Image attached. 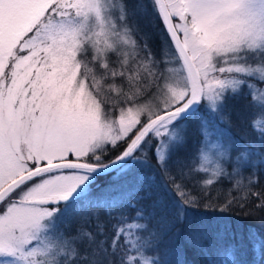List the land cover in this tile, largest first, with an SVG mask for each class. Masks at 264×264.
Returning a JSON list of instances; mask_svg holds the SVG:
<instances>
[{
    "label": "snow or ice",
    "instance_id": "6c2138e0",
    "mask_svg": "<svg viewBox=\"0 0 264 264\" xmlns=\"http://www.w3.org/2000/svg\"><path fill=\"white\" fill-rule=\"evenodd\" d=\"M142 15L163 25L160 53L133 39ZM253 82L264 83V0H0V264H193L188 249L199 264H264V235L202 218L183 183L209 171L205 144L220 149L213 176L247 170L255 183L259 116L258 143L221 127L229 100L254 103ZM100 208L110 238L99 214L95 230L61 231Z\"/></svg>",
    "mask_w": 264,
    "mask_h": 264
},
{
    "label": "trees",
    "instance_id": "16d2710c",
    "mask_svg": "<svg viewBox=\"0 0 264 264\" xmlns=\"http://www.w3.org/2000/svg\"><path fill=\"white\" fill-rule=\"evenodd\" d=\"M136 24L138 25L139 31L137 35L133 36V39H137L139 42L142 37L146 36L148 38V43L151 50L155 53H160L163 41L165 39L162 23L151 15H142L137 19ZM164 51L167 52L166 46L164 47ZM258 84L259 86L264 85L262 83ZM247 91L248 90H245V95H247ZM262 105H264V94L259 95V97H255V101L251 105H248L244 98L229 100L228 106L225 109V113L230 114V120L221 125V127L225 128L233 139H239L242 136H246L254 143H258V133L253 131L252 127H250L249 121L253 116H259L260 122L257 126L261 129H264V107H262ZM200 140L201 137L195 131L194 126L190 127L188 129V151H194ZM220 142L226 145L227 137ZM149 155L151 158V152H149ZM173 170L175 171V169ZM143 171L147 174L151 171V169L146 168ZM206 179L207 172H193L186 176V178L183 180L188 194L195 197L200 203V207L197 209H192V211L202 214V218H207L209 220H212L214 217L222 218L219 220H213V223L231 224L238 236L241 233L246 234V231L249 227L254 228L257 232L264 235V224L260 223L261 220H264V210L255 209L258 198L252 194L253 192H257L264 195V166L257 167L254 177V184L249 183V175L247 170H245L243 174L234 175L231 178L217 176L212 180V184H206ZM103 182L104 180H101V185L104 184ZM157 183H159V176H157ZM143 195L144 192L140 191L138 193H134L130 199L134 201L136 200L137 196ZM229 201H231V203H229ZM141 203L148 205L151 203V201L144 199L141 201ZM206 203H211L214 207L205 208L203 205ZM225 204H228V210L221 211V207H223ZM241 204L244 206L241 207ZM249 209L256 211L254 217L245 216V213ZM87 211L90 215L86 218L90 220L91 223L85 224V220L79 221L77 219L81 216L82 212L68 215L62 222L63 231L70 235L81 226L91 227L93 230H95V217L97 214H99L100 219L109 226V229L106 230L105 235L110 238V225L112 221H110L106 216L105 210L100 208L85 210V212ZM113 211H127L130 219L133 215L132 210L127 209L126 206H122L119 209H113ZM237 225H243V228L239 229L237 228ZM180 258L187 259L188 261L193 262V264H199V262L202 260V257L198 256L191 249L187 250L186 257ZM248 258H251L250 255ZM172 259L175 260L177 257L173 256Z\"/></svg>",
    "mask_w": 264,
    "mask_h": 264
},
{
    "label": "rangeland",
    "instance_id": "374dc122",
    "mask_svg": "<svg viewBox=\"0 0 264 264\" xmlns=\"http://www.w3.org/2000/svg\"><path fill=\"white\" fill-rule=\"evenodd\" d=\"M170 55H171V54L169 53V58H170ZM166 62L168 63V65H169L170 67L174 65V61H171L170 59H169L168 61H166ZM166 70H167V69H165V71H166ZM256 76H257V81H258V80H259V73H257ZM246 79H247V78H246ZM260 84H261V83H260ZM262 84H264V83H262ZM251 91L254 93L255 97H259V95L264 94V85H260V86H259V84H258L257 82H253V87H252ZM220 144H221L222 146H225V145H224L223 143H221V142H220ZM218 150H220V149L212 148L209 144H205V145H204V149H203V151L207 152L208 155H209V157H210V159L212 160V163L205 165V167H207V168L209 169V171L207 172V179H206V180H208V179L213 180V179H215V178L217 177V176H213V175H212V170L214 169L215 162H216V160L218 159V157H217V155H216V153H217ZM149 157H150V155H149ZM151 162H152L151 165L154 166V165H155V160H152ZM148 171H149V169H148ZM103 183H106V179L104 180ZM100 184H101V181H100ZM89 215H90V214H89L88 211H87V212L82 211L81 216L78 217L77 219H78L79 221H84L86 217H89ZM64 219H65V218H64ZM62 227H63V226H62V223H61V224H60V229H61L62 232H64Z\"/></svg>",
    "mask_w": 264,
    "mask_h": 264
}]
</instances>
